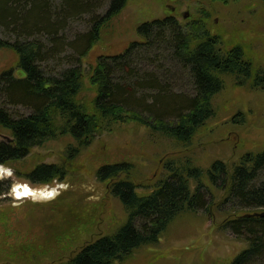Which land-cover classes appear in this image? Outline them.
Instances as JSON below:
<instances>
[{
    "label": "trees",
    "instance_id": "1",
    "mask_svg": "<svg viewBox=\"0 0 264 264\" xmlns=\"http://www.w3.org/2000/svg\"><path fill=\"white\" fill-rule=\"evenodd\" d=\"M126 2L0 0V49L16 56L14 69L0 72V127L11 135L0 142V165L25 158L47 141L69 137L61 164L41 163L26 174L33 184L63 179L66 163L98 136L130 123L185 147L215 117L213 99L227 78L238 87L264 89V67H256L240 43L227 46L221 33H212L205 23L209 13L200 11L203 18L186 24L174 16L142 23L137 27L142 41L130 42L119 54L97 57L89 77L94 95L84 102L79 98L84 90L81 60ZM86 17L87 30L69 39L72 23ZM68 50L73 54L61 56ZM63 61L68 66L60 69ZM132 171L126 161L94 170L125 218L112 232L86 241L55 264L124 262L139 249L154 247L179 215L202 210L211 216L213 206L224 216L221 230L246 244L228 264H264V149L245 152L230 165L214 160L206 169L190 158L167 159L160 174L144 185L135 182ZM10 186L9 180H0V195L8 194Z\"/></svg>",
    "mask_w": 264,
    "mask_h": 264
},
{
    "label": "rangeland",
    "instance_id": "2",
    "mask_svg": "<svg viewBox=\"0 0 264 264\" xmlns=\"http://www.w3.org/2000/svg\"><path fill=\"white\" fill-rule=\"evenodd\" d=\"M200 11L209 13L205 23L212 33H221L227 46L240 43L254 65L264 67V0H127L121 12L101 29L100 41L81 60L84 90L79 98L87 102L94 95L89 77L97 57L119 54L130 42L142 41L137 34L140 24L167 16L186 24L203 18ZM83 19L72 23L67 31L69 39L87 30L88 18ZM72 54L68 50L61 56ZM15 63L12 51L0 49V72L14 69ZM49 66L53 68L54 64ZM66 66L63 61L60 69ZM213 106L215 117L185 147L130 123L116 125L98 136L66 163L67 175L63 179L33 184L26 174L41 163L61 164L63 152L72 142L69 137L47 141L33 147L25 158L5 164L13 175L2 169L3 180H9L11 185H27L33 191L32 196L20 199L10 189L8 194L0 195V264L64 262L86 241L112 232L125 214L118 200L108 193L107 183L95 178L94 170L99 165L130 162L135 182L144 185L160 174L167 159L190 158L206 169L214 160L230 165L245 152L264 149V89L238 87L227 78ZM14 109L25 111L23 107ZM10 138V132L0 127V142ZM47 189L54 191L52 196L43 194ZM223 217L215 206L211 216L202 210L183 213L170 223L154 247L141 248L115 264H228L246 244L221 230Z\"/></svg>",
    "mask_w": 264,
    "mask_h": 264
},
{
    "label": "bare ground",
    "instance_id": "3",
    "mask_svg": "<svg viewBox=\"0 0 264 264\" xmlns=\"http://www.w3.org/2000/svg\"><path fill=\"white\" fill-rule=\"evenodd\" d=\"M1 168H0V174H1ZM6 171V170H5ZM4 173V172H3ZM3 175V174H2ZM28 189V191L27 192H25V189ZM32 189L29 187V186H27V185H24V184H16L15 186H14V192L13 193H16V192H20L21 193V195L20 196H16V198H18V199H20V198H25V197H29V196H32ZM42 192V191H41ZM53 190L51 189V190H49V189H47L46 191H45V193H43L44 195H46V196H52L53 195ZM48 193H51V195H48Z\"/></svg>",
    "mask_w": 264,
    "mask_h": 264
},
{
    "label": "clouds",
    "instance_id": "4",
    "mask_svg": "<svg viewBox=\"0 0 264 264\" xmlns=\"http://www.w3.org/2000/svg\"><path fill=\"white\" fill-rule=\"evenodd\" d=\"M2 167H3V166H2V165H0V168H2ZM7 172H8V175H9V176L13 175V170H12V169H10V168H9V169H7ZM2 178H3V177H0V179H2ZM64 187H65V188H67V187H68V185H67V184H65V185H64ZM27 191H28V189L26 188V189H25V192H27ZM15 195H16V196H20V195H21V193H20V192H16V193H15ZM48 195H51V193H48Z\"/></svg>",
    "mask_w": 264,
    "mask_h": 264
},
{
    "label": "water",
    "instance_id": "5",
    "mask_svg": "<svg viewBox=\"0 0 264 264\" xmlns=\"http://www.w3.org/2000/svg\"><path fill=\"white\" fill-rule=\"evenodd\" d=\"M261 215V214H260Z\"/></svg>",
    "mask_w": 264,
    "mask_h": 264
}]
</instances>
